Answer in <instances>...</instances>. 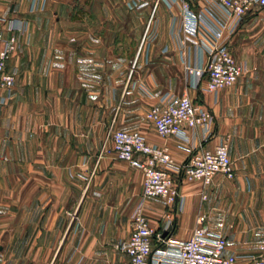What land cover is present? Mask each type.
I'll return each mask as SVG.
<instances>
[{"label":"crops","instance_id":"obj_1","mask_svg":"<svg viewBox=\"0 0 264 264\" xmlns=\"http://www.w3.org/2000/svg\"><path fill=\"white\" fill-rule=\"evenodd\" d=\"M213 1L197 0L193 10ZM30 4L0 0V29L11 18L29 24L15 32L7 69L17 67L20 77L12 99L0 104V264H128L116 245L132 230L144 175L117 158L106 136L111 125L137 130L181 164L190 154L182 146L202 143V132L190 130L188 142L157 134L146 114L166 91L213 111L215 135L203 145L226 140L235 169L233 178L218 174L209 186L181 182L183 207L169 235L190 238L203 215L227 238L237 264L262 254L264 9L250 12L227 39L244 73L215 101L205 79L192 86L188 68L206 67L208 52L181 0H67L64 13L52 1L64 28L44 33L38 22L48 13L31 12ZM144 212L154 229H165L164 199H148Z\"/></svg>","mask_w":264,"mask_h":264},{"label":"built area","instance_id":"obj_2","mask_svg":"<svg viewBox=\"0 0 264 264\" xmlns=\"http://www.w3.org/2000/svg\"><path fill=\"white\" fill-rule=\"evenodd\" d=\"M181 1L184 18L196 23L195 33L201 37L208 52L206 67L188 68L195 76L192 86L200 88L205 79L203 90L211 93L217 101L220 92L235 85L244 73L226 41L250 12L264 9V0H214L213 6L207 5L199 12L193 10L197 0ZM41 9L42 0H31V12ZM28 28V22L11 18L0 29V104L6 105L12 99L20 77L17 67L7 69L9 60L17 51L15 32H26ZM206 34L214 41L207 43ZM146 117L158 135H175L184 142L189 141L190 130H201L202 143L182 146L190 154L177 164L168 146L148 143L137 130L109 127L106 141H112L117 158L129 162L144 175L142 197L132 212V230L116 247L129 257L128 264H237L238 257L227 252V238L212 231L203 215L198 217L190 238L175 240L169 235L172 215L183 207L181 182L197 180L209 186L218 174L230 179L235 176L226 140L212 148L203 145L215 135V114L188 94L166 91ZM154 197L164 199L169 207L163 231L154 229L144 212L145 202ZM247 264H264V252L250 256Z\"/></svg>","mask_w":264,"mask_h":264},{"label":"rangeland","instance_id":"obj_3","mask_svg":"<svg viewBox=\"0 0 264 264\" xmlns=\"http://www.w3.org/2000/svg\"><path fill=\"white\" fill-rule=\"evenodd\" d=\"M58 2L60 5L62 4V7L61 6H58V8H61V12L64 13L65 12V7H63V4L65 1L67 0H42V11H39V12H42V13H48L47 16H49V19H47V21H44V19H39V22H38V25H39V28H40V31L44 33V31H48V30H52V29H63L64 28V19L62 21H55V16H53V10L55 9V7H51L49 8V4L51 2ZM57 8V7H56ZM77 24V23H76ZM86 24H89L90 25V28L92 27H95L96 23H92V22H88V23H85ZM80 26V23H78V28ZM88 26V25H87ZM92 26V27H91ZM42 36V40L44 39V37H46L47 35L45 34L44 37H43V34H41ZM47 39H45L46 41Z\"/></svg>","mask_w":264,"mask_h":264}]
</instances>
